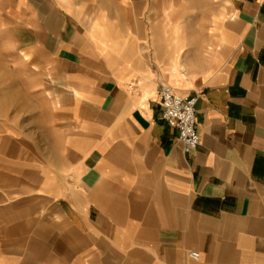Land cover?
I'll return each mask as SVG.
<instances>
[{"label": "crops", "instance_id": "obj_1", "mask_svg": "<svg viewBox=\"0 0 264 264\" xmlns=\"http://www.w3.org/2000/svg\"><path fill=\"white\" fill-rule=\"evenodd\" d=\"M224 1L180 73L170 15L153 59L124 3L0 0V264H264V0ZM163 84L197 97L190 151Z\"/></svg>", "mask_w": 264, "mask_h": 264}, {"label": "rangeland", "instance_id": "obj_2", "mask_svg": "<svg viewBox=\"0 0 264 264\" xmlns=\"http://www.w3.org/2000/svg\"><path fill=\"white\" fill-rule=\"evenodd\" d=\"M109 12L125 6L127 24H140L143 29L142 42L147 53L154 59L151 30L155 23L164 21L167 15L181 24V43L176 66L160 53L158 64L166 71L175 69L180 73H189L193 64L209 57L219 43L221 12L224 0H104ZM106 8V9H107ZM108 10V9H107ZM0 33V39L3 38ZM6 48L0 46V55Z\"/></svg>", "mask_w": 264, "mask_h": 264}, {"label": "built area", "instance_id": "obj_3", "mask_svg": "<svg viewBox=\"0 0 264 264\" xmlns=\"http://www.w3.org/2000/svg\"><path fill=\"white\" fill-rule=\"evenodd\" d=\"M161 94V117L172 122L178 128V138L183 143L185 151H190L199 143V133L196 127L197 117L195 95H182L170 84H163ZM198 253L191 250L190 255Z\"/></svg>", "mask_w": 264, "mask_h": 264}, {"label": "clouds", "instance_id": "obj_4", "mask_svg": "<svg viewBox=\"0 0 264 264\" xmlns=\"http://www.w3.org/2000/svg\"><path fill=\"white\" fill-rule=\"evenodd\" d=\"M192 255H193L194 258H198L199 257L198 253H193Z\"/></svg>", "mask_w": 264, "mask_h": 264}]
</instances>
